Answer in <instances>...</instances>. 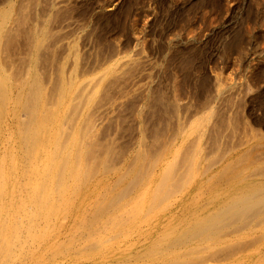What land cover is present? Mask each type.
I'll return each instance as SVG.
<instances>
[{
	"label": "bare ground",
	"instance_id": "obj_1",
	"mask_svg": "<svg viewBox=\"0 0 264 264\" xmlns=\"http://www.w3.org/2000/svg\"><path fill=\"white\" fill-rule=\"evenodd\" d=\"M61 3L0 0V264H264V118L129 88L140 61L91 65Z\"/></svg>",
	"mask_w": 264,
	"mask_h": 264
},
{
	"label": "rangeland",
	"instance_id": "obj_2",
	"mask_svg": "<svg viewBox=\"0 0 264 264\" xmlns=\"http://www.w3.org/2000/svg\"><path fill=\"white\" fill-rule=\"evenodd\" d=\"M58 1L64 2L66 16L55 32L65 44L79 40L87 57L92 55L91 65L113 55L120 62L140 61L129 88L161 85L181 104L197 105L201 101L194 95L202 81L209 97L221 84L229 88L222 96L233 95L239 103L230 113L249 123L264 118V73L250 78L264 71V0ZM174 58L184 59L186 66ZM182 72L189 73L187 79ZM172 74L178 79L176 93Z\"/></svg>",
	"mask_w": 264,
	"mask_h": 264
}]
</instances>
